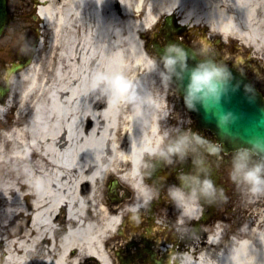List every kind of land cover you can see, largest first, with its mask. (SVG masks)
I'll use <instances>...</instances> for the list:
<instances>
[{
    "label": "bare ground",
    "instance_id": "6f19581e",
    "mask_svg": "<svg viewBox=\"0 0 264 264\" xmlns=\"http://www.w3.org/2000/svg\"><path fill=\"white\" fill-rule=\"evenodd\" d=\"M37 15L38 34L45 27L49 38L6 74L0 95V116L13 118L0 120V257L34 264L46 238L37 264H76L72 248L107 264L102 244L116 210L160 194V177L154 187L146 167L177 123L173 110L166 129L165 75L143 32L172 16L180 30L201 24L210 38L239 40L264 63V0H40ZM111 177L114 193H127L117 202L104 187ZM56 224L66 227L58 239ZM251 225L235 226L225 241L217 222L201 243L211 250L189 251L180 264H264V224L257 217Z\"/></svg>",
    "mask_w": 264,
    "mask_h": 264
},
{
    "label": "flooded vegetation",
    "instance_id": "af4514ba",
    "mask_svg": "<svg viewBox=\"0 0 264 264\" xmlns=\"http://www.w3.org/2000/svg\"><path fill=\"white\" fill-rule=\"evenodd\" d=\"M39 2L5 0L6 20L0 33L1 78L5 79L7 70L15 63H24L33 54L41 24L36 11ZM151 35L152 41L161 45L165 43L161 25L152 29ZM192 48L198 57H212L218 66L225 65L222 58L211 52ZM159 62L166 69L164 62ZM250 80L264 95L257 82ZM165 82L166 129L171 126L173 110L177 112V123L172 134L166 136L160 152L148 161L146 167V171L153 170L146 173L153 184L157 175L160 177L158 188L161 191L143 207L116 210L120 211L119 220L107 232L102 244L107 264H180L197 241L202 242L214 231L217 222L222 224L221 235L225 241L236 231L235 226L250 227L252 221L257 222L259 206L241 202L236 207L230 202L234 189L230 188L229 155L237 151H226L210 129L199 125L168 74H165ZM182 111L187 115L185 122L182 121ZM234 174L236 171L232 177ZM205 180L212 183L211 190L204 187ZM104 187L113 202L127 195L121 192L118 196L114 191L109 192L107 184ZM188 201H195L197 212L186 209L184 204ZM31 211L27 208L26 213ZM59 214L64 217L66 211L63 209ZM56 225L55 238L58 239L66 227ZM50 243L46 238L41 239L32 256L34 264L44 260ZM70 252L71 256L78 257L76 264H102L96 256L79 252L77 248Z\"/></svg>",
    "mask_w": 264,
    "mask_h": 264
},
{
    "label": "water",
    "instance_id": "95a60500",
    "mask_svg": "<svg viewBox=\"0 0 264 264\" xmlns=\"http://www.w3.org/2000/svg\"><path fill=\"white\" fill-rule=\"evenodd\" d=\"M4 3L5 0H0V30L5 19ZM165 23L171 26L169 16L165 18ZM178 29L175 28V31ZM154 49L164 59L172 79L200 125L211 129L218 140L224 142L227 150L246 148L264 156V98L243 73L232 67H217L210 58L199 59L190 47L175 40L167 39L163 47L155 44ZM169 59L174 63L169 64ZM201 67L220 72L219 103L210 111H206L200 103L189 107L187 102L192 74ZM221 115L228 117L226 133L217 126Z\"/></svg>",
    "mask_w": 264,
    "mask_h": 264
},
{
    "label": "rangeland",
    "instance_id": "374dc122",
    "mask_svg": "<svg viewBox=\"0 0 264 264\" xmlns=\"http://www.w3.org/2000/svg\"><path fill=\"white\" fill-rule=\"evenodd\" d=\"M164 19V16H161L155 24L150 25L148 32V38L142 39L143 44L146 49H149V52L152 54L154 51L151 50V44H152V36L151 31L154 29L157 25L162 24V21ZM44 27V26H43ZM186 29H182V31H179L177 36L180 35V39L184 40V42L191 44L193 47L197 49H204L208 52H212L218 55V57L222 58L224 60L225 65H233L237 69L243 71L247 75H249L257 84L264 90V63L260 61H256L254 58L250 59L251 52L246 49L239 40L234 38H229L225 40H220L221 36L214 35L212 38H210L211 33L208 31L206 27L203 25H196V26H185ZM44 31L47 33H43L42 39L43 41L49 38L48 31L44 27ZM144 31L143 33H145ZM38 36V35H37ZM208 37V38H207ZM216 39H218L216 41ZM45 49V46L43 47ZM46 50V49H45ZM41 53V52H40ZM38 53L36 56L37 59L41 60L42 63L44 62L43 58L45 56V53ZM154 54V53H153ZM244 61H243V60ZM246 60V61H245ZM41 63V62H40ZM5 79L0 77V86L6 87ZM165 86L164 89H166L167 82H164ZM7 119H13L12 113L9 114L6 113L5 116H0V120H7ZM182 121H187V115L185 112L182 111ZM245 153H247L246 156V165L247 168L250 169L252 167H255L257 164H264V157H259L254 153H251L248 150H239L235 153H231L229 155L231 163L229 164V170H230V188L233 190L234 193L231 192L230 194V202L233 203L236 207L237 203L241 202H247L255 204L256 206H259L257 208V217L261 219V223L264 224V192L260 193H253L251 191V186L244 181L243 179V172L235 174L236 179H233L232 173L235 171V164L237 163L238 158L242 157ZM234 157V158H233ZM262 176H264V172H262ZM240 183V184H239ZM202 242L197 241L192 247V252H195L194 250L198 248V252L211 250L210 247H207L206 245H201ZM197 245V247H195ZM214 250V249H213Z\"/></svg>",
    "mask_w": 264,
    "mask_h": 264
},
{
    "label": "clouds",
    "instance_id": "9594fccd",
    "mask_svg": "<svg viewBox=\"0 0 264 264\" xmlns=\"http://www.w3.org/2000/svg\"><path fill=\"white\" fill-rule=\"evenodd\" d=\"M176 50L179 51L178 48ZM168 63H174V60L169 59ZM219 76V70H214L213 68L201 67L193 72L191 82L188 85L187 102L189 107H194L196 103H200L204 106L206 111H210L219 103ZM227 125V115L219 116L217 120L218 128L226 133ZM246 156L247 153L240 157V161L235 164V171L236 173L243 172V179L251 186V191L253 193L264 192V176H262V172H264V164H257L255 167L248 169L245 162ZM233 179H236L235 174L233 175ZM204 187L211 190L213 185L209 180H205Z\"/></svg>",
    "mask_w": 264,
    "mask_h": 264
}]
</instances>
